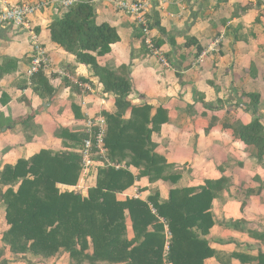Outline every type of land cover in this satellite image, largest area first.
I'll return each mask as SVG.
<instances>
[{
    "label": "crops",
    "instance_id": "crops-1",
    "mask_svg": "<svg viewBox=\"0 0 264 264\" xmlns=\"http://www.w3.org/2000/svg\"><path fill=\"white\" fill-rule=\"evenodd\" d=\"M39 1L0 0V9ZM90 1L98 25H110L120 37L98 58L99 64L112 69L132 66L134 106L167 113L168 122L153 133L152 141L156 153L181 173L176 187L199 191L206 181H229L213 202L215 224L206 236L213 255L204 264H264V157L259 160L235 133L238 124L248 126L254 120L245 94L259 96L264 126V0H152L153 35L169 67L148 54L140 29L111 0ZM56 16L54 9L36 13L29 31L0 26V67L6 58L18 61L0 79V170L44 150H66L58 130L81 134L89 119L117 111L115 96L103 91L91 68L52 42L48 28ZM34 37L49 58L43 74L53 89L50 97L36 93V76L30 81L27 75ZM64 74L88 87L81 88ZM32 113L31 124L14 123ZM128 171L135 181L118 194V201L148 202L156 192L162 201L169 199L171 184L151 183L132 166ZM96 177L87 182L88 189H76L81 174L76 185L58 189L81 194L96 186ZM5 215L0 203V251L5 250L10 264H26L2 242L9 229ZM36 264H69V258L62 255Z\"/></svg>",
    "mask_w": 264,
    "mask_h": 264
},
{
    "label": "trees",
    "instance_id": "trees-1",
    "mask_svg": "<svg viewBox=\"0 0 264 264\" xmlns=\"http://www.w3.org/2000/svg\"><path fill=\"white\" fill-rule=\"evenodd\" d=\"M48 32L53 43L90 67L103 91L116 98V113L103 114L111 162L137 168L139 177L169 183L172 188L167 201L161 200L159 192L148 202L118 201V194L129 189L135 177L126 170L104 167L87 197L60 192L58 185L78 183L82 169L79 150L86 137L60 129L56 135L66 150H44L0 170V203L9 226L2 238L6 249L26 264L47 263L62 255H68L69 264H204L213 255L206 241L215 224L213 202L226 189L228 179L206 181L199 191L176 187L181 173L156 153L152 141L153 133L168 122L167 113L162 109L153 113L149 105L134 106L132 66L112 69L99 64L98 58L108 54L120 37L110 25H98L92 4L78 3L62 10ZM17 64L6 58L0 79ZM34 81L36 93L52 96L43 73ZM244 97L250 100L247 109L254 120L248 126L238 124L236 137L261 160L264 126L258 114L260 98L255 94ZM33 116L14 123L31 124ZM4 257L5 250H1L0 264H10Z\"/></svg>",
    "mask_w": 264,
    "mask_h": 264
},
{
    "label": "built area",
    "instance_id": "built-area-1",
    "mask_svg": "<svg viewBox=\"0 0 264 264\" xmlns=\"http://www.w3.org/2000/svg\"><path fill=\"white\" fill-rule=\"evenodd\" d=\"M78 3H90V0H41L36 3L22 2L15 6H7L0 9V26L14 27L18 30H30V18L36 13L47 9H54L58 15L62 10H68ZM115 8L127 15L133 23L140 29L142 34V42L150 56L155 58L157 62L169 67L167 58L162 49L157 45L153 35L152 22V0L126 1L111 0ZM50 62L46 50L42 44L34 37L33 53L31 63L27 75L31 81L37 74L45 73L49 68ZM65 75V74H64ZM71 81H74L81 88H87L88 85L76 80L73 76L65 75ZM83 133L86 135L83 140L79 156L81 158V178L82 183L76 186V189H88L87 182L94 179L99 169L111 167L116 170L128 171L130 167L124 163H114L108 157L105 137L107 133V121L103 115L91 118L87 121ZM84 186H83V185ZM80 194V192L78 193ZM81 195L87 197L88 191L82 192ZM170 235V234H168Z\"/></svg>",
    "mask_w": 264,
    "mask_h": 264
}]
</instances>
